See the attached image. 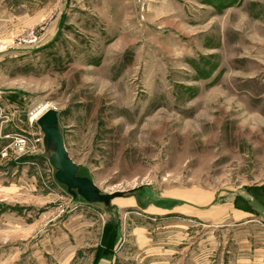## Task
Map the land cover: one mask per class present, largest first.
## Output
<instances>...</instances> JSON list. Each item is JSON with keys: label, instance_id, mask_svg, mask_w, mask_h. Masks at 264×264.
I'll use <instances>...</instances> for the list:
<instances>
[{"label": "rangeland", "instance_id": "374dc122", "mask_svg": "<svg viewBox=\"0 0 264 264\" xmlns=\"http://www.w3.org/2000/svg\"><path fill=\"white\" fill-rule=\"evenodd\" d=\"M105 262L264 264V0H0V264Z\"/></svg>", "mask_w": 264, "mask_h": 264}, {"label": "water", "instance_id": "95a60500", "mask_svg": "<svg viewBox=\"0 0 264 264\" xmlns=\"http://www.w3.org/2000/svg\"><path fill=\"white\" fill-rule=\"evenodd\" d=\"M36 125L42 134L43 156L53 170V180L72 200L80 198L87 204H102L109 209L113 199L136 197L143 188L140 186L124 192L102 193L89 177L81 175L80 167L68 156L57 112L54 109L46 110L36 119Z\"/></svg>", "mask_w": 264, "mask_h": 264}, {"label": "built area", "instance_id": "2783aa9c", "mask_svg": "<svg viewBox=\"0 0 264 264\" xmlns=\"http://www.w3.org/2000/svg\"><path fill=\"white\" fill-rule=\"evenodd\" d=\"M34 143L35 142L26 136H16L12 145L14 146L15 150L25 153L34 148Z\"/></svg>", "mask_w": 264, "mask_h": 264}, {"label": "bare ground", "instance_id": "6f19581e", "mask_svg": "<svg viewBox=\"0 0 264 264\" xmlns=\"http://www.w3.org/2000/svg\"><path fill=\"white\" fill-rule=\"evenodd\" d=\"M45 110H46V107H43L42 109H40L38 112H36V114L33 115L32 119L36 120Z\"/></svg>", "mask_w": 264, "mask_h": 264}, {"label": "crops", "instance_id": "0c3cea01", "mask_svg": "<svg viewBox=\"0 0 264 264\" xmlns=\"http://www.w3.org/2000/svg\"><path fill=\"white\" fill-rule=\"evenodd\" d=\"M105 263L110 264V262H105Z\"/></svg>", "mask_w": 264, "mask_h": 264}]
</instances>
